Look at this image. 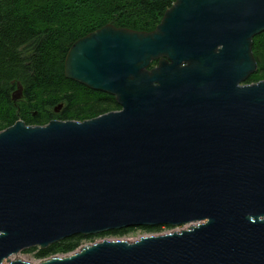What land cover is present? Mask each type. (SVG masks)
<instances>
[{"label":"water","instance_id":"water-1","mask_svg":"<svg viewBox=\"0 0 264 264\" xmlns=\"http://www.w3.org/2000/svg\"><path fill=\"white\" fill-rule=\"evenodd\" d=\"M262 33L264 0H175L153 31L76 40L65 79L120 110L0 132V264L76 235L185 225L36 264H264V80L245 84Z\"/></svg>","mask_w":264,"mask_h":264},{"label":"trees","instance_id":"trees-1","mask_svg":"<svg viewBox=\"0 0 264 264\" xmlns=\"http://www.w3.org/2000/svg\"><path fill=\"white\" fill-rule=\"evenodd\" d=\"M174 2L0 0V132L19 119L26 125L44 126L51 120L81 122L119 111L112 97L65 79L64 60L70 46L108 24L138 32L153 31ZM252 54L257 70L245 84L264 80V33L253 38ZM17 84L23 88L22 98L13 103L11 94ZM58 105L61 109L56 113L54 109ZM130 230L96 236L76 235L45 250L39 249L37 258L67 255L81 247L83 241L105 235L122 237Z\"/></svg>","mask_w":264,"mask_h":264},{"label":"rangeland","instance_id":"rangeland-1","mask_svg":"<svg viewBox=\"0 0 264 264\" xmlns=\"http://www.w3.org/2000/svg\"><path fill=\"white\" fill-rule=\"evenodd\" d=\"M187 227H188V225L179 226V227H175V228L167 227V226H161V229L159 231H149V230H144V229H140V228H132V230H130L127 234H125L122 237L113 236V235L99 236V237H95L92 240L83 241L81 243L82 244L81 246L98 243V242H101L103 240H108V241L126 240L129 242H134V241H136L142 237L160 236V235L170 234L173 232H180L181 230H184ZM35 248L36 249L33 251H31L29 249L23 250V251L19 252L17 255L12 256L11 259L12 260L19 259L23 262H27L30 264H36L42 260H39L37 258V253L39 251V248L38 247H35ZM55 256H64V255L58 254Z\"/></svg>","mask_w":264,"mask_h":264},{"label":"flooded vegetation","instance_id":"flooded-vegetation-1","mask_svg":"<svg viewBox=\"0 0 264 264\" xmlns=\"http://www.w3.org/2000/svg\"><path fill=\"white\" fill-rule=\"evenodd\" d=\"M73 44V43H72ZM71 47V46H70ZM73 82V81H72ZM82 86V85H81ZM84 87V86H83ZM86 88V87H85ZM88 89V88H87ZM90 90V89H89ZM91 91V90H90ZM102 94H104V93H102ZM105 95H107V94H105ZM109 96V95H108Z\"/></svg>","mask_w":264,"mask_h":264}]
</instances>
